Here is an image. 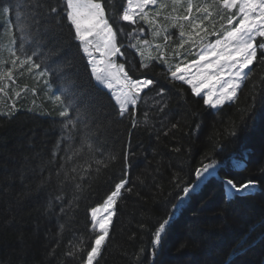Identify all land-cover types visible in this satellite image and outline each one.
<instances>
[{"label":"trees","instance_id":"trees-1","mask_svg":"<svg viewBox=\"0 0 264 264\" xmlns=\"http://www.w3.org/2000/svg\"><path fill=\"white\" fill-rule=\"evenodd\" d=\"M112 2L119 15L126 0ZM4 20L5 17L0 15V25ZM119 27L125 34L132 30L127 22H120ZM118 42L129 45L135 41L124 35ZM57 45L64 47V53L53 56L49 67L53 70L58 65L64 67L52 77L53 88L62 80L76 81L102 101L109 114L108 120L114 124L104 131L100 141L105 149L116 153L118 159L102 171L90 191L85 189V198L79 202L78 210L68 213L71 224L56 247L58 226L65 222V215L60 211L61 202L54 201L50 210L47 200L50 193L53 196L61 193L54 182L40 191L35 189L41 178L40 163L51 158L61 135L63 118L58 116V110L47 99L42 86H37L35 97L31 92L22 94L17 101L19 111L11 118L0 115V264H60L61 261L76 264L64 257L68 241L72 239L73 231L85 237L91 235L87 210L101 203L122 177L123 153L129 132L131 154L128 163L131 167L127 186L133 187V191L125 193L118 201L110 239L99 264H264V191L256 189L251 195L230 196L220 180V176L237 180L250 177L260 180L264 186V102L260 100L264 95V64L251 66L252 77L236 102L212 109L204 105L203 99L196 97L186 84L170 81L164 66L154 63L146 75L141 71L136 51L124 47L121 50L130 64L120 57L118 62L125 63L126 69H132L129 75L134 79L156 81L150 90H146L148 105L137 106L136 116L141 123L132 128L130 118L116 116L107 91L99 89L91 78L86 57L78 42L72 39L66 23L55 38H48L43 51L47 53L49 48L54 49ZM19 84L32 87L34 81L26 74ZM160 88L165 90L163 99L167 101L163 112L151 107L152 98L159 99L156 94ZM253 96L256 97L254 107ZM7 104L8 101L0 102V108L6 109ZM145 111L150 117L147 125L142 123ZM173 124L178 127L173 129ZM233 128L237 133L235 136L228 134ZM65 146L61 144L62 149ZM177 148L179 152L175 151ZM63 155L61 151L57 159ZM206 156L216 159L219 175L209 177L183 202L156 255H151L152 233L167 217L171 204L180 194L175 174L179 173L186 184L192 183L194 170ZM101 158L100 155L95 157ZM78 159L84 164L89 159L87 150ZM245 161L246 168L236 167ZM23 169L28 171L21 180ZM42 175L47 176L48 172L44 171ZM72 195L73 186L69 183L64 188L63 205L68 204ZM141 225L145 227L141 228ZM238 242L242 250L233 255L232 250ZM88 243L90 245L91 240ZM53 248L55 253L49 255Z\"/></svg>","mask_w":264,"mask_h":264},{"label":"snow or ice","instance_id":"snow-or-ice-1","mask_svg":"<svg viewBox=\"0 0 264 264\" xmlns=\"http://www.w3.org/2000/svg\"><path fill=\"white\" fill-rule=\"evenodd\" d=\"M0 15L5 17L0 25V41H3L0 43V102L8 101L6 109L0 108V115L11 118L19 111L17 101L22 94L31 92L35 97L38 95L37 86H42L41 90L58 110V116L63 118L61 135L51 158L40 163L41 178L35 189L40 191L54 182L56 190L61 193L55 196L50 193L47 200L50 210L54 201L61 202L60 211L65 215V222L58 226L56 247L71 224L68 213L78 210L79 202L85 198V189L90 191L92 183L118 156L105 149L100 141L104 131L114 124V121L108 120L109 114L105 112L102 101L76 81L62 80L53 88L52 77L62 72L64 66L58 65L53 70L49 61L53 56H61L65 49L57 45L45 53L43 49L49 37L55 38L67 24L72 39L78 42L86 57L91 78L99 89L107 91L116 116L130 118L132 128L141 123L136 116L137 106L148 105L146 90H150L156 81L134 79L129 75L132 69H126L125 63L117 62L118 57L125 58L121 50L124 47L136 51L141 71L146 75L154 63L164 66L170 81L190 86L191 92L212 109L236 102L252 77L251 66L254 63L264 64V0H126L119 15L112 0H0ZM120 22H127L132 30L125 34L124 29L119 27ZM114 23L117 24L115 28ZM124 35L135 42L129 45L119 43V37ZM125 60L130 64L127 58ZM26 74L34 81V86L19 84L20 78ZM156 95L159 99L152 98L151 107L163 112L167 108V101L163 99L165 90L160 88ZM252 99L254 107L256 97ZM260 100L264 102V95L260 96ZM32 104L36 106L35 99ZM143 117L142 123L147 125L149 113L145 111ZM177 127L172 125L173 129ZM228 134L235 136L237 133L233 128ZM128 136L123 153L122 177L114 183L101 203L87 210L91 235L85 237L73 231L72 239L68 241L64 257L76 264H99L110 239L118 201L125 193L133 191V187L127 186L131 167L128 163L131 132ZM61 144L66 146L62 149ZM85 150L89 159L81 164L78 158ZM61 151L64 155L58 160L57 154ZM97 155L102 158L95 159ZM204 161L194 170L192 183L186 184L179 173L175 174L180 194L171 204L167 217L152 233L151 255H156L175 212L183 202L209 177L219 175V165L214 157L206 156ZM236 167L246 168L247 162ZM27 171L21 170V180ZM44 171L48 172L47 176L42 175ZM220 180L230 196L240 193L251 195L256 189L264 191L260 180L254 178L237 180L220 176ZM69 183L73 186L72 199L63 205L64 188ZM144 227L141 225V228ZM241 250V243L238 242L232 254L237 255ZM54 253L55 248L49 255Z\"/></svg>","mask_w":264,"mask_h":264},{"label":"rangeland","instance_id":"rangeland-1","mask_svg":"<svg viewBox=\"0 0 264 264\" xmlns=\"http://www.w3.org/2000/svg\"><path fill=\"white\" fill-rule=\"evenodd\" d=\"M118 62V61H117ZM188 86V85H187ZM190 88V86H188ZM191 89V88H190ZM242 163V162H241Z\"/></svg>","mask_w":264,"mask_h":264}]
</instances>
